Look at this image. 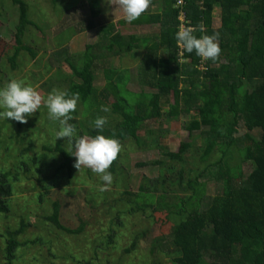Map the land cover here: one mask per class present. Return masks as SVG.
Returning <instances> with one entry per match:
<instances>
[{
    "label": "trees",
    "instance_id": "1",
    "mask_svg": "<svg viewBox=\"0 0 264 264\" xmlns=\"http://www.w3.org/2000/svg\"><path fill=\"white\" fill-rule=\"evenodd\" d=\"M50 1L57 13L56 6L62 0ZM78 1L68 2L64 10L71 6L81 8L83 5ZM103 1L89 0L90 16L81 17L77 25H65L56 34L57 49L51 55L44 53L55 69L40 85L46 86V93L53 89L79 93L80 101L70 121L77 129L76 138L95 135L91 124L97 116H104L108 121L104 134L115 136L122 145L108 170L113 175L112 184L121 189L115 191L119 195H106L99 190L96 195L88 196L89 190L84 187L88 185L86 178L80 180L83 187L78 189L79 195L84 193L86 202L101 211L109 224L106 244H116V229L123 226V216L138 214V219L144 217L150 223L161 214L168 223L167 229L159 233L154 226L138 227V233L124 248L125 253H132L137 247L139 250L141 242L149 241L142 255L145 264H164V256L169 264H264V0H184L183 8L190 19L188 25L196 29L194 34L198 37L212 35L213 12L219 11L220 27L216 33H219L222 51L216 61L221 64L218 67L212 60H205L201 71V58L195 51L182 50L178 59L175 34L179 8L174 6L177 0H160L157 8L161 13L164 10L165 16L159 35L161 51L149 47L148 36L122 33L126 25L138 28L150 24L158 13L150 9L155 0H151L149 9L136 21L127 23L124 18H118L114 21L115 30L106 37L86 43L78 53L68 50L66 43L73 35L109 21ZM10 2L17 9V23L11 36L13 51L7 60L9 69L15 70L21 52L28 53L33 62L38 58L37 51L25 43V38H31L27 35L30 27L42 29L31 18L32 7L27 0ZM199 25L204 26V32L199 31ZM143 49L146 55L138 71L142 74L138 81H148L155 91H134L128 86L133 75L122 58ZM116 60L121 63L122 71L112 66ZM63 64L69 72L62 71ZM102 69L106 72V82L98 85L97 77ZM119 71L121 76L113 78V73ZM182 71L191 76L201 73L192 91L182 90L175 83V77ZM102 105L110 111H101ZM45 111L43 107L28 117L27 123L0 120V148L4 150L0 163V215H15L11 199L17 194L18 184L28 183L35 200L48 205L50 214L42 218L59 232L72 236L85 231L91 222L81 216L80 219L76 216V227L62 222L68 208L67 196L62 190L67 188L58 187L64 184L63 177L67 183H75L77 169L75 157L71 155L74 149L66 138L55 140L58 125L49 120ZM182 113L189 115V119L182 125L186 134L176 150L162 144L166 129L155 132L143 129L148 121H169ZM39 118L41 122L37 126ZM242 125L248 131L258 128L260 138L236 148V134ZM202 129H207L208 137L201 146L195 147L194 135ZM132 145L147 151L156 149L161 155L137 164L157 166L159 171L154 178H141L137 190H130L124 184L126 176L120 162L126 147ZM192 150L197 151V156L188 162L186 157ZM247 163L252 169L245 177L243 165ZM216 165L224 168L222 187L203 207L207 183L202 176ZM83 177H91L88 168ZM99 197L100 205L95 202ZM19 219L18 228H6L0 233L5 242V264H57L59 256L51 250L48 253L53 259L45 262L34 255L20 258L16 254L19 248L44 243L40 237L20 239L33 224L20 215ZM94 245L91 256L78 259L73 254H61L60 259L97 264V248L104 244L99 240Z\"/></svg>",
    "mask_w": 264,
    "mask_h": 264
},
{
    "label": "rangeland",
    "instance_id": "2",
    "mask_svg": "<svg viewBox=\"0 0 264 264\" xmlns=\"http://www.w3.org/2000/svg\"><path fill=\"white\" fill-rule=\"evenodd\" d=\"M32 7L31 18L38 23L42 30L37 28L30 27V30L27 32V35L33 38H25V43L33 46L34 50L37 51L38 58L33 62V59L28 53L21 52V56L18 58V66L15 70H10V62L7 60V57L12 54V45H14L11 36L15 31V25L17 23V9L13 6L10 0H5L0 3V86H3L11 79L23 80L28 84L37 86L39 92L48 94V89L46 86L40 85L42 81H45L49 77V73L55 69V66L47 60V53L54 52L57 49L56 34L65 27V25H77V20L81 17L90 16V3L89 0H79L78 4L83 5L81 8H76L71 6L69 9L64 10L68 2L72 0H62L58 6H56L57 13H55L51 8L50 0H27ZM160 0H155L152 3L150 9L155 13V17L152 18V22L147 25L140 27L135 26H124L122 27L123 34L136 33L140 36L149 37V47L157 48L158 50H163L159 43V35L162 32L161 22L165 19V16L157 10L159 7ZM115 4V0H104L103 8H106V14L110 18L108 22H102L95 29L87 31L85 33H79L78 35H73L66 43L68 50L78 53L81 49L84 48V45L88 42H94L100 40L103 37H106L110 32L115 30L114 21L118 18H124L122 10L119 6H114L110 4ZM164 9V8H163ZM193 11L195 10L192 8ZM197 11H199L197 9ZM153 14V13H152ZM219 11L215 9L213 12V28L214 32L220 27L219 21ZM212 33V34H213ZM137 50L133 51L132 54L124 56L122 58L123 63L127 64L132 72L133 77L128 80V86L134 91H140L144 89L145 92L155 91L154 88H151L146 80L138 81V78L142 76L139 73V68L143 65V59L146 55V50ZM163 53V52H161ZM180 56H178L179 59ZM47 60V61H46ZM182 60V58H180ZM151 62V61H150ZM187 62V61H186ZM216 66L220 65L218 61H213ZM142 63V64H141ZM119 61L113 62V67L120 69L122 71ZM111 66V67H112ZM219 67V66H218ZM219 69V68H217ZM203 70V67L200 71ZM63 72H69V68L66 64L62 65ZM115 72L112 77L116 78L121 76L122 73ZM106 72L102 69L97 77V84L102 85L106 82L105 78ZM179 77H175V83L182 90L192 91L194 84L201 79V73L193 74L194 76L189 75L186 71L178 73ZM58 77V76H57ZM149 77V76H148ZM59 79V78H58ZM148 79V78H146ZM47 82V81H46ZM41 88V89H40ZM42 95V96H43ZM42 107L40 110H42ZM81 110L84 107H80ZM138 110V108H137ZM47 113V110L45 111ZM44 114V113H43ZM48 116V115H47ZM81 120L83 117H78ZM189 119V115L182 113L178 118H172L169 121L161 119L158 121H148L146 125L143 126L144 130L152 129L154 132L156 130H167V133L162 138V144L165 145L170 150H176L182 141L185 138V131L182 128V125ZM41 118L38 119L36 125L40 124ZM42 129V127H40ZM43 130V129H42ZM143 132V130H142ZM141 132V133H142ZM261 131L257 128L251 131H248L243 125L239 127L236 134V148L244 147L252 143V141L260 138ZM208 137V132L206 130H201V132H196L194 135V146H201L205 139ZM3 149L0 148V163H2L3 158ZM193 151V150H192ZM197 151H193L187 154L188 162H191L193 156H197ZM161 155L156 149H151L149 151L144 149L135 148L133 145L131 147H126L125 154L122 155L121 165L123 166V174L126 176L123 178L124 184L128 186L130 190H137L138 185L141 181V178H154L158 176L157 166L145 165L138 166L139 162H145L151 159L160 158ZM245 169V177L252 169V165L247 163L243 165ZM85 167H81L76 170V179L74 184H69L66 181V177L61 179V182L64 183L58 188L61 190L66 187L67 189L62 190L67 196L66 202L68 203V208L66 212L62 215V222L67 226L76 227L78 225L77 217L84 219L86 222L90 221L86 227V230L80 234H74L72 236L67 235L66 233H61L55 229L51 223L45 221L42 218V215H49V208L46 203H39L35 200L36 197L33 195V189L28 186V183L21 182L17 185L18 189L17 194L14 195L11 199V204L13 206V213L8 214L9 216L0 215V233L4 232L6 228H18L19 225V215L28 219L31 224L28 227L27 231L21 235L20 239L25 238H36L40 237L44 243H36L29 245L27 247L19 248L17 253L20 255V258L23 256L34 255L36 257H41L43 262L53 259L48 250L58 254L57 264L63 262V264H77L76 261L67 260L64 262V259H60V255L68 256L70 254L75 255L78 259H82L84 256H91L94 252V242L99 240L104 244L103 247L97 248L98 261L97 264H145V259H142V255L145 254L144 248L148 245L149 241L141 242L136 250L132 253H125L123 250L125 247H128L131 239L135 233H138L139 228H145L150 226L157 227V231L161 233V230H165L168 227V223L165 222L164 217L161 214H157L154 221L147 222V219L141 217L138 219V214L132 216H123L122 224L118 229H116V244H106L105 235L107 233V224L106 220L102 213H100L95 208H92L89 203L86 202L84 193L80 192L79 195L78 189L82 188L83 185L80 183V180L86 178L88 185L84 186L89 190V195H96L103 182L100 180L99 176L91 173V177H83ZM225 176L224 168L221 165H216L207 170L203 176L206 184V192L204 193L203 207H205L214 193L217 190H221L222 179ZM38 190V189H36ZM120 188H116L114 184H111L108 187V190L102 191L106 195H119L116 192L120 191ZM61 192V191H60ZM34 200H33V199ZM99 205L101 204V198L99 197L96 201ZM72 206V208H70ZM102 207V206H100ZM70 209V210H69ZM90 209L91 213H90ZM77 216V217H76ZM101 219V220H100ZM138 222L140 223L138 225ZM165 232V231H164ZM4 238L0 237V264H5L4 258ZM19 258V259H20ZM109 261V263L107 262ZM164 264L168 263V258L162 257ZM18 261V260H17ZM42 262V263H43Z\"/></svg>",
    "mask_w": 264,
    "mask_h": 264
},
{
    "label": "clouds",
    "instance_id": "3",
    "mask_svg": "<svg viewBox=\"0 0 264 264\" xmlns=\"http://www.w3.org/2000/svg\"><path fill=\"white\" fill-rule=\"evenodd\" d=\"M150 4L151 0H115V4L110 5H118L126 22L132 23L149 9ZM185 5L184 0L181 5L177 1L174 5L179 8L178 31L175 34L178 55L183 54L182 50L187 53L195 51L201 58L199 68H202L205 60L216 61L221 54L222 50L218 43L219 33L199 37L195 35L196 29L188 25L190 19L183 8ZM198 29L204 32L203 25H199ZM79 101V93L53 89L43 97L37 86L23 80L11 79L0 86V120L11 119L27 123V118L39 111L43 105L49 120L58 125L55 140L66 138L72 142L74 150L71 155L75 157L74 167L80 169L83 166L97 174L103 182L100 190L106 191L113 183V175L108 170L121 152L122 145L115 136L104 134V127L108 122L104 116H97L91 124L96 130L95 135H82L76 138L77 129L70 121L74 118L72 113L76 111ZM101 111L109 112L110 108L102 105Z\"/></svg>",
    "mask_w": 264,
    "mask_h": 264
},
{
    "label": "built area",
    "instance_id": "4",
    "mask_svg": "<svg viewBox=\"0 0 264 264\" xmlns=\"http://www.w3.org/2000/svg\"><path fill=\"white\" fill-rule=\"evenodd\" d=\"M177 3L181 5L183 3V0H177Z\"/></svg>",
    "mask_w": 264,
    "mask_h": 264
}]
</instances>
